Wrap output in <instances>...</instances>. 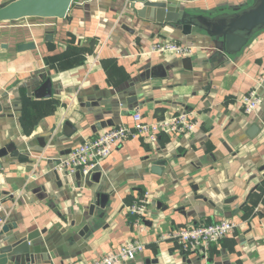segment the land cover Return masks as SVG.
<instances>
[{"label":"crops","instance_id":"0c3cea01","mask_svg":"<svg viewBox=\"0 0 264 264\" xmlns=\"http://www.w3.org/2000/svg\"><path fill=\"white\" fill-rule=\"evenodd\" d=\"M12 1L0 0V9ZM177 1L183 11L213 19L255 0ZM161 42L198 50L182 58L151 53ZM30 43L33 49H18ZM263 72L264 29L229 51L205 32L185 36L176 25L158 23L135 0H74L64 19L0 21V148L15 144L30 156L3 161L0 244L3 228L17 225L44 232L35 264L91 263L133 239L145 249L123 264H264ZM45 79L52 81V96L37 99ZM253 90L263 102L246 114L241 100ZM137 111L147 122L189 111L198 125L188 136L163 133L155 143L141 138L117 146L98 171L109 203L91 215L97 184L64 177L56 166L85 138L132 125ZM106 121L114 126L98 131ZM254 125L259 131L250 136ZM154 162L164 164L160 174ZM146 193L150 206L141 230L128 208ZM226 220L236 223L235 234L206 252L158 240L167 230Z\"/></svg>","mask_w":264,"mask_h":264},{"label":"water","instance_id":"95a60500","mask_svg":"<svg viewBox=\"0 0 264 264\" xmlns=\"http://www.w3.org/2000/svg\"><path fill=\"white\" fill-rule=\"evenodd\" d=\"M74 0H15L0 9V21H17L26 18H52L64 19ZM142 3L144 11L153 13L156 21L160 24L171 23L176 25L182 34L185 36L199 35L207 33L216 40L222 39V42L227 46L229 51L240 50L247 40L257 31L264 29V0H255L253 5L247 9L234 14H228L217 18H207L202 15H193L190 12L183 11L177 0H135ZM34 43L21 45L18 47L20 51L33 49ZM191 62L190 58H185L183 63L188 65ZM155 69V71L160 70ZM151 72H147V76ZM155 76V74H153ZM163 76V75H162ZM166 76V74H164ZM34 96L37 99L50 98L52 96V81L51 79L42 80L36 89ZM129 101H131L129 99ZM3 112V105L0 101V113ZM67 127H71L66 123ZM114 126L112 121L99 123L98 131ZM75 132V128H72ZM55 129L52 131L54 132ZM259 131V127L254 125L249 131V135L253 136ZM65 134L67 132L65 131ZM71 135V134H70ZM68 135V136H70ZM42 148L46 147L45 138L39 139ZM33 149L32 145H29ZM70 153V151L68 152ZM29 159V155H23L17 149L15 144H10L0 148V172L3 170V161L9 162L11 159ZM164 164L154 162L153 172L160 174ZM78 179L82 178L78 174ZM86 179H92L97 186L94 188V197L90 207L91 215L94 214L96 207L106 210L111 194L104 193V185L101 183L102 173L95 172ZM104 216V213L101 215ZM14 230L9 227L3 228V233L6 234L4 241L0 244V264H35L36 256L43 249L42 235L44 232L39 230L24 232L20 231L17 225H14ZM89 231V226L80 232L81 236ZM159 261L153 262L158 264ZM210 263V262H209Z\"/></svg>","mask_w":264,"mask_h":264},{"label":"built area","instance_id":"2783aa9c","mask_svg":"<svg viewBox=\"0 0 264 264\" xmlns=\"http://www.w3.org/2000/svg\"><path fill=\"white\" fill-rule=\"evenodd\" d=\"M198 50L195 45L180 44L176 42H161L156 44L151 53L174 54L178 57H190ZM264 82V72L260 77ZM263 98L257 90L248 92L243 96L241 104L246 114H254L261 107ZM198 125L193 112L184 111L171 117L147 122L140 112L133 114V124H120L106 129L95 137L85 138L74 147L70 153L63 156L56 171L64 177H74L81 174L84 178L98 172L105 159L110 157L114 149L129 140L145 138L155 143L163 133L174 135H191ZM150 193H146L141 199L129 206V214L134 218V225L139 229H145V221L148 217L150 206ZM4 205L0 201V227L6 222L1 215ZM236 223L221 221L213 224H202L193 227L171 229L159 233L160 242H172L177 244L183 251L201 250L203 252L214 245L219 244L235 234ZM145 249V245L138 239H133L121 246L115 252H110L93 260L91 263L72 262L70 264H123L134 261Z\"/></svg>","mask_w":264,"mask_h":264}]
</instances>
